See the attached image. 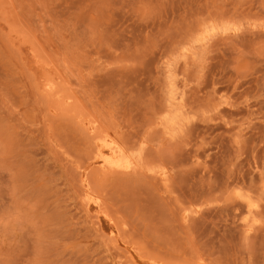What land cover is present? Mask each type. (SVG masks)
I'll list each match as a JSON object with an SVG mask.
<instances>
[{
  "label": "rangeland",
  "instance_id": "374dc122",
  "mask_svg": "<svg viewBox=\"0 0 264 264\" xmlns=\"http://www.w3.org/2000/svg\"><path fill=\"white\" fill-rule=\"evenodd\" d=\"M0 264H264V0H0Z\"/></svg>",
  "mask_w": 264,
  "mask_h": 264
},
{
  "label": "bare ground",
  "instance_id": "6f19581e",
  "mask_svg": "<svg viewBox=\"0 0 264 264\" xmlns=\"http://www.w3.org/2000/svg\"><path fill=\"white\" fill-rule=\"evenodd\" d=\"M168 197V196H167ZM160 201V200H159ZM172 221V220H171ZM182 222V221H181Z\"/></svg>",
  "mask_w": 264,
  "mask_h": 264
}]
</instances>
